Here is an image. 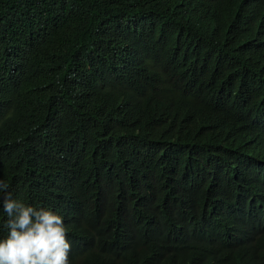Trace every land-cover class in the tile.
I'll use <instances>...</instances> for the list:
<instances>
[{
	"label": "trees",
	"instance_id": "16d2710c",
	"mask_svg": "<svg viewBox=\"0 0 264 264\" xmlns=\"http://www.w3.org/2000/svg\"><path fill=\"white\" fill-rule=\"evenodd\" d=\"M240 2L0 0V159L35 129L64 141L47 147L56 159L42 166L73 165L68 189L75 192L78 217L65 227L82 243L69 264H151L162 233L172 236L179 190H169L165 178L159 197L152 188L154 173L164 166L158 148L173 151L174 141L137 119L215 125L208 91L189 93L175 86L172 75L176 67L198 68L206 61L211 48L195 53L192 47L212 46ZM13 17L18 24H10ZM109 43L123 61L114 82L103 54ZM124 65L139 71L128 76ZM185 163L188 184L196 186L201 159L187 155ZM29 178L26 167L14 171L10 183L19 195L26 194ZM3 224L0 212V238L7 235ZM177 237V259L193 260L188 230ZM233 264H264V229L243 243V258Z\"/></svg>",
	"mask_w": 264,
	"mask_h": 264
},
{
	"label": "clouds",
	"instance_id": "9594fccd",
	"mask_svg": "<svg viewBox=\"0 0 264 264\" xmlns=\"http://www.w3.org/2000/svg\"><path fill=\"white\" fill-rule=\"evenodd\" d=\"M10 24H18L16 17ZM204 48H211L206 61L198 68L176 67L172 76L175 86L189 93L208 91L206 104L214 110L215 125L193 127L170 117L137 119L156 127L160 137H172L175 148H158L164 166L154 173L152 188L159 197L165 178L169 190H179L175 231L162 233L160 247L151 249V264H233L243 258V243L264 229V0H241L239 10L220 25L216 42H199L191 52ZM103 54L107 75L118 81L121 55L113 43L104 45ZM123 71L131 76L139 70L124 65ZM63 143L55 132L35 129L31 139L21 137L0 159V212L7 229L0 238V264H69L71 253L80 249L82 239L65 227L78 217L75 192L68 189L73 165L42 166L56 159L47 147ZM187 155L201 159L196 186L188 184ZM20 165L30 177L25 195L10 183ZM186 229L195 256L183 263L175 256V242Z\"/></svg>",
	"mask_w": 264,
	"mask_h": 264
},
{
	"label": "bare ground",
	"instance_id": "6f19581e",
	"mask_svg": "<svg viewBox=\"0 0 264 264\" xmlns=\"http://www.w3.org/2000/svg\"><path fill=\"white\" fill-rule=\"evenodd\" d=\"M184 14V13H183ZM181 23V22H180Z\"/></svg>",
	"mask_w": 264,
	"mask_h": 264
}]
</instances>
